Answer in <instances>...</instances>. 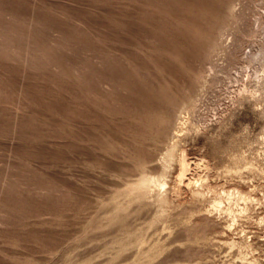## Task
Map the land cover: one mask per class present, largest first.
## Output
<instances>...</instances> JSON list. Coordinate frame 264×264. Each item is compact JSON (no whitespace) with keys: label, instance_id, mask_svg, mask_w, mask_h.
I'll return each instance as SVG.
<instances>
[{"label":"rangeland","instance_id":"374dc122","mask_svg":"<svg viewBox=\"0 0 264 264\" xmlns=\"http://www.w3.org/2000/svg\"><path fill=\"white\" fill-rule=\"evenodd\" d=\"M234 2L0 0V264H264V107L238 97L264 0Z\"/></svg>","mask_w":264,"mask_h":264},{"label":"bare ground","instance_id":"6f19581e","mask_svg":"<svg viewBox=\"0 0 264 264\" xmlns=\"http://www.w3.org/2000/svg\"><path fill=\"white\" fill-rule=\"evenodd\" d=\"M228 1V0H227ZM242 1V0H241ZM233 2H234V0H233ZM236 2V1H235ZM234 2V3H235ZM239 2V1H238ZM237 2V3H238ZM237 3H235V5L237 4ZM226 4V3H225ZM227 4H229V3H227ZM231 4V3H230ZM229 4V5H230ZM233 5L234 4H231L230 5V9H228L229 8V6H227L228 8V11H229V14L231 15V16H233V15H235L236 13H235V9H234V7H233ZM234 5V6H235ZM209 13V12H208ZM217 15V14H216ZM237 15V14H236ZM224 18V17H223ZM222 18V19H223ZM214 19V18H213ZM237 19V18H236ZM230 20V19H229ZM216 21H218V20H216ZM226 21V20H225ZM221 22H222V20H221ZM236 22H233L232 24L234 25ZM211 24H213V23H211ZM224 24H225V22H224ZM231 23H230V26H229V23H228V25H227V27H225V25L223 26V27H221L220 29H219V31H218V34H217V37L216 38H214V43L212 42V43H210V44H213V46L211 45L209 48H211L210 50H211V53H207L205 56H207V55H209V54H212L213 52H217L218 53V51L220 50V48H222V50H221V52H225L224 51V49L225 48H227L228 46H224V47H221V44H222V41H223V37H224V35L226 34V33H229L231 30H232V25ZM232 25V26H231ZM259 25H257L256 26V28L258 27ZM261 26V25H260ZM213 27V26H212ZM233 27H235V26H233ZM237 28V27H236ZM254 28V27H253ZM261 28V27H260ZM255 29V28H254ZM254 29L253 30H251V32L255 35V36H258L257 35V33L259 32L258 30H255L254 31ZM196 30V29H195ZM236 30V29H235ZM234 30V31H235ZM263 30V29H262ZM254 31V32H253ZM264 32V31H263ZM192 33V32H191ZM195 33V32H194ZM231 33H232V31H231ZM230 33V34H231ZM251 33V34H252ZM261 33V32H260ZM210 34V33H209ZM233 34V33H232ZM231 34V35H232ZM235 34V33H234ZM250 34V35H251ZM263 35V34H262ZM209 36V35H208ZM234 36V35H233ZM232 36V37H233ZM251 36H253V35H251ZM211 37H213V35L211 34ZM211 37H210V39H211ZM226 37V36H225ZM231 37V38H232ZM262 37V36H261ZM260 37V38H261ZM199 38H201V37H199ZM222 38V39H221ZM249 38H250V36H249ZM259 38V37H258ZM203 39V38H202ZM206 39V38H205ZM219 39H221L222 41H220L221 42V44L219 43ZM261 39H263V38H261ZM207 40H208V38H207ZM224 40H226V38L224 39ZM255 40H256V38H255ZM255 40L252 42V45H254L253 43H255ZM258 40V39H257ZM209 41V40H208ZM244 41L246 42V41H248L247 39L245 40L244 39ZM243 40L241 41V42H244ZM225 42V41H224ZM237 42H238V40H237ZM239 42H240V40H239ZM239 42H238V44H239ZM250 42H251V40H250ZM257 42V41H256ZM198 43V42H197ZM204 43V42H203ZM207 44H208V42H206ZM247 43V42H246ZM243 44V43H242ZM201 45H202V43H201ZM200 45V46H201ZM223 45V44H222ZM237 45V44H236ZM256 45V44H255ZM254 45V46H255ZM197 46H199V45H197ZM203 46V45H202ZM206 46V45H205ZM240 46H241V44H240ZM248 46H250V45H248ZM195 47V46H194ZM193 47V48H194ZM207 47H208V45H207ZM251 47V46H250ZM249 47V48H250ZM253 47V46H252ZM256 47V46H255ZM236 48V47H235ZM239 48V47H238ZM205 49V48H204ZM208 49V48H207ZM244 49V48H243ZM253 49V48H252ZM251 49V51L250 52H246V54H247V65L245 66V72H246V76H247V85H245V87L243 88V89H241V91H240V96H238V97H240V98H237V99H240V100H243V99H245V98H248V99H250V101H251V99L252 100H255V102L257 103V101H259L261 104H260V107L262 108V107H264V40H261V42H260V45H259V47H258V50H256V51H253ZM226 50V49H225ZM254 50H255V48H254ZM208 51V50H207ZM227 51V50H226ZM244 51H246V50H244ZM208 52H210V51H208ZM238 52V51H237ZM244 53V52H243ZM201 54V53H200ZM203 54V53H202ZM215 54V53H214ZM245 54V55H246ZM196 55V54H195ZM213 55V54H212ZM201 56V55H200ZM208 57V56H207ZM206 57V58H207ZM209 58V57H208ZM207 58V59H208ZM203 59V58H202ZM205 59V58H204ZM245 59V58H244ZM206 60V59H205ZM210 60L208 59V62H209ZM212 61V60H211ZM242 61H245V60H242ZM241 63V62H240ZM204 64H205V62H204ZM212 63L210 62L209 63V65H211ZM242 64H244V63H242ZM202 66V65H201ZM205 67H207L206 65H204ZM243 66V65H242ZM242 66H241V68H242ZM204 67V68H205ZM212 67V66H211ZM202 68V67H201ZM201 68H200V70H201ZM213 68V67H212ZM252 68H254V71L252 72ZM206 69V68H205ZM238 69H239V67H238ZM243 69H244V67H243ZM242 69V70H243ZM248 69H250V71L248 70ZM252 69V70H251ZM241 70V71H242ZM203 71H204V69H203ZM203 71H201V74H202V77H204L203 76V74H205V72L203 73ZM239 71V70H238ZM191 72V71H190ZM244 72V71H243ZM242 74V73H241ZM241 74H239V75H241ZM245 76V77H246ZM199 77H201V75L199 76ZM206 77V76H205ZM238 77V79H239V76H237ZM198 78V76L196 77V79ZM243 78V77H242ZM190 79V78H189ZM192 79V78H191ZM195 79V80H196ZM203 79V78H202ZM185 80V79H184ZM183 80V83L186 81H184ZM200 80H201V78H200ZM199 80V81H200ZM205 80V79H204ZM243 80V79H242ZM194 81V80H193ZM198 81V80H197ZM206 82H207V79L205 80ZM209 81V80H208ZM205 82V84H204V81H203V83L202 84H204V86L205 85H207V83ZM186 83V82H185ZM197 83V82H196ZM250 83L252 84V86H250ZM181 84V83H180ZM193 84V83H192ZM191 84V85H192ZM245 84H246V82H245ZM183 85V84H182ZM185 85V84H184ZM188 85V84H187ZM199 85H201V83L199 84ZM243 85V84H242ZM195 86V85H194ZM197 86H198V84H197ZM203 85L201 86V87H203L204 89H205V87H204ZM240 86V85H239ZM183 87V86H182ZM192 87H193V85H192ZM250 87L252 88V89H250ZM177 88V87H176ZM181 88V87H180ZM203 88H200V87H196V89H194L193 90V92H190V93H187V97L182 101V103L179 105V106H177V108L175 109V111H174V113L172 114V115H168V116H165L164 115V113H163V115L164 116H162L161 118H160V123L162 124V127H161V131H160V133L158 134V135H160L161 137H163L164 138V136H166L167 137V135H169V134H167L168 132L170 133L171 131V143H170V147L169 148H167L168 149V152H167V154L165 155L166 156V162L167 163H170V161H172L173 159H175L176 157H177V153H178V150L180 149V144H179V138H180V136H181V129H179L177 126H179V125H177L176 126V123L178 124V122L180 121V124L184 121L183 120V118H181V117H183L182 115L185 113V114H188L189 116H191V115H194L197 111H199L198 110V108H199V103L202 101V99L204 98L203 97V94L204 93H202V92H204L202 89ZM207 88V87H206ZM240 88H241V86H240ZM165 89H169V88H165ZM187 89H189V88H187ZM192 89V88H191ZM180 90V89H179ZM207 90V89H206ZM172 91V90H171ZM176 91V90H175ZM188 91V90H187ZM191 91V90H190ZM205 92H207V91H205ZM239 92V91H238ZM165 94V93H164ZM170 94H171V92H170ZM181 94H182V92H181ZM167 95V94H166ZM171 96H174L173 94L171 95ZM205 96V95H204ZM185 97V96H184ZM183 97V98H184ZM203 97V98H202ZM175 98V97H174ZM177 99V98H176ZM248 99H247V101H248ZM170 100V99H169ZM238 101V100H237ZM240 102V101H239ZM171 102H169V104H170ZM166 104H167V102H166ZM173 104V103H172ZM175 104V103H174ZM173 104V105H174ZM177 104H178V102H177ZM176 104V105H177ZM203 105V104H202ZM174 107V106H173ZM201 107V106H200ZM171 108V107H170ZM203 108V107H202ZM200 109V108H199ZM263 109V108H262ZM201 110V109H200ZM171 111H173V110H171ZM264 112V111H263ZM162 113V112H161ZM171 113V112H170ZM204 113V112H203ZM202 114V113H201ZM263 114V113H262ZM200 115V114H199ZM198 115V116H199ZM187 116V115H186ZM202 116V115H201ZM196 117L197 116H195V118L194 119H196ZM185 118H188V119H190V117H185ZM198 118V117H197ZM183 120V121H182ZM195 121V120H194ZM194 121H192V122H194ZM195 123V122H194ZM193 123V124H194ZM184 124V123H183ZM197 124V123H196ZM186 125H187V123H186ZM189 125V124H188ZM182 127H184V126H182ZM187 128V127H186ZM156 131V130H155ZM154 133V132H153ZM183 133V132H182ZM153 136V135H152ZM148 139H149V137H147ZM159 138V137H158ZM162 138V139H163ZM160 139V138H159ZM155 140V139H154ZM164 140H166V138L164 139ZM164 140H163V144H164ZM166 141H168V140H166ZM165 141V142H166ZM157 142V141H156ZM155 142V143H156ZM159 142V141H158ZM161 143V142H160ZM169 143V142H168ZM167 144V143H166ZM108 150V149H107ZM109 151V150H108ZM179 152H181V151H179ZM110 153V152H109ZM112 154H113V152H112ZM186 152H184L183 150H182V152L180 153V154H178V162H179V166H180V174H179V178H180V180L182 181V182H184V179H187V177H186V175H188V173H187V171H188V169H189V166H190V164H189V162H188V160H187V158H186ZM120 155V154H119ZM118 155V156H119ZM143 162V161H142ZM145 162V161H144ZM143 162V164L145 165V164H147V162L146 163H144ZM140 165H141V167L143 166V164L142 163H139ZM138 164V165H139ZM140 166H139V168H141ZM145 167V166H144ZM144 167H143V171H144ZM138 168V167H137ZM110 169V168H109ZM131 169V168H130ZM126 170V169H125ZM141 171V170H140ZM116 172V171H115ZM114 172V173H115ZM120 172V171H119ZM122 172V171H121ZM104 173H106V172H104ZM118 173V172H117ZM108 174H110V173H108ZM118 174H120V173H118ZM122 174V173H121ZM132 174V173H131ZM112 175H114V174H112ZM123 175V174H122ZM121 175V176H122ZM127 175V174H126ZM132 176V175H131ZM114 177H119L120 178V176H115L114 175ZM127 177V176H126ZM186 177V178H185ZM124 180V178H121V180ZM193 180V179H192ZM150 181H151V179L148 177V176H143L142 178H140L138 181H137V183L135 184L136 186H138V189L140 188V189H146L147 187H148V185H149V183H150ZM190 183H192V181H190ZM195 184V183H194ZM194 184H192V185H194ZM133 188V187H132ZM121 191V190H120ZM119 191H117L116 193H118ZM141 192V191H140ZM142 194V193H141ZM146 194V193H145ZM116 198V197H115ZM211 203V202H210ZM213 205L214 206H216V207H221V205H222V201L221 200H217V199H215L214 201H213ZM119 210V209H118Z\"/></svg>","mask_w":264,"mask_h":264}]
</instances>
